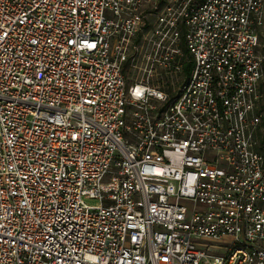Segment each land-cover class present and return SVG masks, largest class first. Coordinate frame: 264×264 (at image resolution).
I'll return each mask as SVG.
<instances>
[{"label": "built area", "instance_id": "2783aa9c", "mask_svg": "<svg viewBox=\"0 0 264 264\" xmlns=\"http://www.w3.org/2000/svg\"><path fill=\"white\" fill-rule=\"evenodd\" d=\"M263 26L264 0H0V264H264Z\"/></svg>", "mask_w": 264, "mask_h": 264}, {"label": "rangeland", "instance_id": "374dc122", "mask_svg": "<svg viewBox=\"0 0 264 264\" xmlns=\"http://www.w3.org/2000/svg\"><path fill=\"white\" fill-rule=\"evenodd\" d=\"M261 44H262V51L264 53V26L262 27V30H261ZM262 92H263V101H262L263 106L262 107H263V113H264V86L262 88ZM262 143L264 144V136L262 137ZM92 203H95V201L91 200L90 204Z\"/></svg>", "mask_w": 264, "mask_h": 264}, {"label": "trees", "instance_id": "16d2710c", "mask_svg": "<svg viewBox=\"0 0 264 264\" xmlns=\"http://www.w3.org/2000/svg\"><path fill=\"white\" fill-rule=\"evenodd\" d=\"M264 85V84H263Z\"/></svg>", "mask_w": 264, "mask_h": 264}]
</instances>
